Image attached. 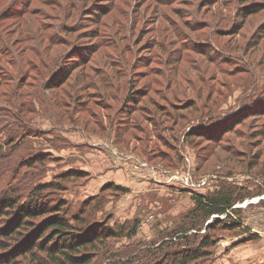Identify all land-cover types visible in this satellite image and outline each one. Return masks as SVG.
<instances>
[{
  "label": "rangeland",
  "instance_id": "1",
  "mask_svg": "<svg viewBox=\"0 0 264 264\" xmlns=\"http://www.w3.org/2000/svg\"><path fill=\"white\" fill-rule=\"evenodd\" d=\"M55 182L91 264H264V0H0V198Z\"/></svg>",
  "mask_w": 264,
  "mask_h": 264
},
{
  "label": "trees",
  "instance_id": "2",
  "mask_svg": "<svg viewBox=\"0 0 264 264\" xmlns=\"http://www.w3.org/2000/svg\"><path fill=\"white\" fill-rule=\"evenodd\" d=\"M169 113L170 117L174 115ZM223 122V119L210 120L196 126L190 135L216 142L224 135ZM57 186V182L39 184L26 201L21 194L0 198V252L8 250L0 256V264H91L97 246L126 233V225L111 228L109 222H88L83 215L70 218L66 203L49 196L59 189ZM116 188L121 190V187ZM236 196L228 189L208 195L193 192L195 207L190 215L199 214L205 220L224 215L230 218L240 198ZM135 233L136 227H133L129 234ZM176 235L175 240L184 236L183 233ZM46 237L50 241H46ZM205 245L210 243L206 241ZM191 252H183V261L198 257L199 250Z\"/></svg>",
  "mask_w": 264,
  "mask_h": 264
}]
</instances>
